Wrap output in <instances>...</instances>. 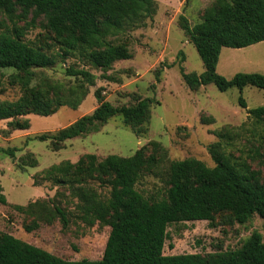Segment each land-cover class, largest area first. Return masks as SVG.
Listing matches in <instances>:
<instances>
[{
    "label": "trees",
    "instance_id": "obj_1",
    "mask_svg": "<svg viewBox=\"0 0 264 264\" xmlns=\"http://www.w3.org/2000/svg\"><path fill=\"white\" fill-rule=\"evenodd\" d=\"M18 10L20 13L16 14ZM154 11V0H0V12L9 18L25 17L29 12L33 13L31 20L43 16L58 45L55 52L49 53L28 43L22 38V28L14 21L11 28L0 29V74L2 68L16 70L8 75L7 83L20 90L15 100L0 101V120L11 119L8 122L11 128L23 130L29 124L27 119L18 120L20 116L29 113L46 116L62 105L75 109L87 92L83 84H95L88 69L67 67V74L80 78V83L65 87L55 80L31 84L35 75L33 68L52 65L63 55L78 54L87 64L106 71L115 61L132 57L125 44L113 43L108 36L127 25L141 24ZM179 22L204 67L197 74L185 72L179 63L180 75L190 89L196 90L207 83H213L220 91L230 87L241 90L246 85L264 89L262 73L237 72L226 78L217 72L222 47L243 48L264 40V0H215L199 22L190 25L183 14L179 15ZM160 73L161 68L155 70L158 82ZM94 96L98 105L92 112L55 133H41L34 138L52 139L59 149L61 142L96 132L99 125L116 115L136 135L144 132L143 123L150 118L152 98H141L130 105H114L104 99L101 87L94 90ZM239 105L246 107L241 96ZM247 113L256 122L264 123V105L249 108ZM201 122L209 124L211 119L201 117ZM236 130L214 131L218 140L208 146L214 162L212 167L193 157L170 161L168 188L158 198L144 197L136 188L137 181L156 162L154 155L145 156L144 147L130 156L107 154L99 159L93 153H85L76 162L64 160L52 164L44 175L56 185H66L78 199V218L86 225L98 222L110 226L101 258L66 260L12 234L0 233V264H264V241L257 231L239 248L209 256L163 254L167 227L171 223L212 222L218 212H228L238 223H244L254 213L264 221V183L259 181L256 171L244 160L238 161L226 152L222 144V140H232ZM0 150L14 157L18 149L0 147ZM35 165L36 160L32 159L29 166ZM94 180L109 187L107 197H102L91 184ZM43 202L29 203L26 209ZM0 203H7L1 185ZM15 208L23 207L16 205ZM41 208L44 213L39 219L50 222L58 217L63 226L67 225L68 212L59 204L54 203L51 208L41 205ZM37 226L38 222L34 221L25 228L30 231Z\"/></svg>",
    "mask_w": 264,
    "mask_h": 264
},
{
    "label": "rangeland",
    "instance_id": "obj_2",
    "mask_svg": "<svg viewBox=\"0 0 264 264\" xmlns=\"http://www.w3.org/2000/svg\"><path fill=\"white\" fill-rule=\"evenodd\" d=\"M214 2L154 0L155 11L150 17L139 25H127L117 34L108 36L113 43L125 44L132 57L115 61L106 71L87 64L78 54L63 55L52 65L33 68L35 75L31 84L55 80L65 87L77 85L80 78L67 74L69 66L88 69L95 84H83L87 92L75 109L62 105L46 116L29 113L18 117L20 121L28 120L27 129L11 128L8 124L11 119L0 120V147L18 149L14 157L0 150V185L7 199L6 204L0 203V233L12 234L66 260L101 258L110 226L82 222L77 216L78 199L70 194L66 185H56L44 175L52 164L64 160L76 162L85 153H93L101 159L107 154L130 156L144 147L145 156L154 155L156 162L137 181L136 188L144 197L158 198L164 196L168 188L166 178L170 161L193 157L212 167L214 162L208 146L218 140L214 131L237 129L232 140H222L223 147L238 161L244 160L264 183V123L256 122L247 113L249 108L264 105V89L246 85L241 90L230 87L220 91L213 83H207L192 90L179 72V63L185 72L199 74L204 70L196 48L181 28L179 15H185L189 24L194 25ZM19 13L20 10L16 12ZM32 16L29 12L25 17L9 18L0 12V29L11 28L14 21L23 30V40L49 53L55 52L57 41L46 27L45 18L38 16L31 20ZM172 62L174 64L167 67ZM158 68H161L159 82L155 77ZM217 72L226 78L237 72L264 74V40L243 48L222 47ZM12 73H16L13 68L1 69L0 101L15 100L20 95L18 86L7 83ZM98 87L102 88L104 99L114 105H130L141 98H152L150 118L143 123L144 132L136 135L120 115H116L99 125L96 132L61 142L59 149L52 139L34 138L41 133H55L92 112L98 105L94 96ZM240 96L246 102L245 108L239 105ZM201 117L211 122L203 124ZM32 159L36 160L35 166H29ZM91 184L102 197L108 196V186L99 185L96 180ZM35 201L44 202L26 209ZM54 203L68 212L66 226L58 217L50 222L39 219L44 213L41 205L51 208ZM16 205L23 208L16 209ZM34 221L38 226L27 231L25 227L33 225ZM253 231L259 232L264 241V221L256 213L244 223L232 220L228 212L216 213L212 222L171 223L167 227L163 254L209 256L239 248Z\"/></svg>",
    "mask_w": 264,
    "mask_h": 264
}]
</instances>
